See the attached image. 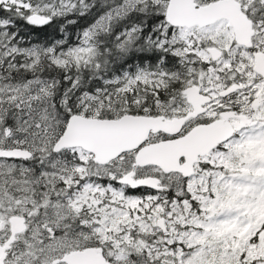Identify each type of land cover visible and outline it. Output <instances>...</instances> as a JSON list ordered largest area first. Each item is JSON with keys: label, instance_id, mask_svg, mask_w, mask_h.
I'll use <instances>...</instances> for the list:
<instances>
[{"label": "snow or ice", "instance_id": "6c2138e0", "mask_svg": "<svg viewBox=\"0 0 264 264\" xmlns=\"http://www.w3.org/2000/svg\"><path fill=\"white\" fill-rule=\"evenodd\" d=\"M0 264H264V0H0Z\"/></svg>", "mask_w": 264, "mask_h": 264}, {"label": "trees", "instance_id": "16d2710c", "mask_svg": "<svg viewBox=\"0 0 264 264\" xmlns=\"http://www.w3.org/2000/svg\"><path fill=\"white\" fill-rule=\"evenodd\" d=\"M84 21H79L76 26H69L70 32H75L79 25L83 24ZM18 27L21 29V34L29 37H39L40 39H47L54 34L53 28H42L37 29L30 25H27L24 21L17 22Z\"/></svg>", "mask_w": 264, "mask_h": 264}]
</instances>
